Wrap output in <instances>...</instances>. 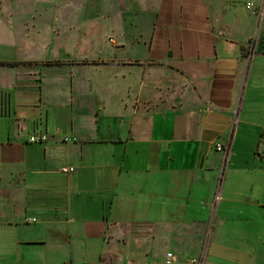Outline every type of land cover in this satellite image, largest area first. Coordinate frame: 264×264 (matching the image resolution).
Listing matches in <instances>:
<instances>
[{"label":"crops","instance_id":"crops-1","mask_svg":"<svg viewBox=\"0 0 264 264\" xmlns=\"http://www.w3.org/2000/svg\"><path fill=\"white\" fill-rule=\"evenodd\" d=\"M127 1L105 0L128 58L146 67L114 81L111 94L47 85L36 114H24L10 74L18 65H0V264H207L211 223L246 218L248 192L239 196L228 180L250 169L228 170V152L212 146L232 142L245 80L264 75V51L253 50L264 15L247 8L264 14V0H140L152 15L149 37L127 30L136 16ZM141 44L147 58L133 54ZM116 95L122 105L113 113L107 99ZM84 96L96 101L91 114L74 107ZM58 101L71 110L64 128ZM160 122L170 136L158 132ZM186 255L194 260L184 263Z\"/></svg>","mask_w":264,"mask_h":264},{"label":"rangeland","instance_id":"rangeland-1","mask_svg":"<svg viewBox=\"0 0 264 264\" xmlns=\"http://www.w3.org/2000/svg\"><path fill=\"white\" fill-rule=\"evenodd\" d=\"M139 3L140 0L125 3L130 7H133L130 4L134 5L136 10V16L130 19L134 25L131 27L127 22L126 27L136 34L144 32L149 37L153 30L152 15L140 11ZM109 10L105 0H0V57L37 63L18 65L12 67L14 71L10 70V74L17 76L18 82L13 87L21 100L17 106L19 112L36 114L39 95H43L47 85H64L73 95L88 86L111 94L114 81L126 80L134 69L138 74L145 70L146 62L128 58L130 51L127 44L118 35L120 20L116 22L114 12ZM157 30V39H161L166 30ZM147 49L148 46L145 49L143 44L138 45L133 54L147 58ZM171 52L167 51V55ZM261 64L264 67V60ZM230 84H225L227 91ZM139 87L140 84L137 89L142 95L144 88ZM117 98L116 95L113 100L111 97L107 99L108 109L113 113H117L122 105V100ZM60 104L61 101H58L53 110H56L57 122L62 123L64 128L69 124L67 121H70L71 110L60 108ZM95 105L92 96H84L74 107L81 115H86L93 111ZM238 111L230 122L232 142H216L212 150L222 146L223 151L228 152L227 163L231 161L228 170L237 167L250 169L248 173L228 180V185L239 189V196L243 191L248 192L243 194L246 195L243 203L248 211L242 214L246 218L211 223L212 228L207 235V239L210 235L208 246L206 244V251L210 249L208 260L211 263L207 264H264V207L257 204L259 201L264 203V159L259 157L264 155V75L259 78L253 76L251 80L248 75ZM181 121L185 127L187 120ZM156 125L159 133L164 132L169 136L172 133L170 126L161 122ZM178 146L176 151L181 155L184 144ZM209 148L210 144L207 146ZM220 159H225V153L219 152L217 160ZM259 191L263 192L262 198L255 195ZM201 225L202 222L198 229H201ZM169 251L175 252L173 249ZM258 251L262 254H258ZM184 258V263L194 260L189 255Z\"/></svg>","mask_w":264,"mask_h":264},{"label":"built area","instance_id":"built-area-1","mask_svg":"<svg viewBox=\"0 0 264 264\" xmlns=\"http://www.w3.org/2000/svg\"><path fill=\"white\" fill-rule=\"evenodd\" d=\"M247 8L248 9H251L252 11H254L256 14H259L260 17H263V8L262 7H256V6H252L250 3H247ZM256 47L253 49L254 50V53L256 52ZM47 140V137L46 136H37V135H33L30 137V141L31 142H37V141H45ZM67 140V139H65ZM218 150H223V147L222 146H219L218 147ZM228 150V149H227ZM63 171L65 172H70V171H73V168L72 167H69V168H63ZM167 257L169 259H171L173 257V254L172 253H168Z\"/></svg>","mask_w":264,"mask_h":264},{"label":"trees","instance_id":"trees-1","mask_svg":"<svg viewBox=\"0 0 264 264\" xmlns=\"http://www.w3.org/2000/svg\"><path fill=\"white\" fill-rule=\"evenodd\" d=\"M35 63L36 62H34V61H20V62H16V61H0V65H2V66L32 65V64H35ZM50 64H52V63H50Z\"/></svg>","mask_w":264,"mask_h":264},{"label":"water","instance_id":"water-1","mask_svg":"<svg viewBox=\"0 0 264 264\" xmlns=\"http://www.w3.org/2000/svg\"><path fill=\"white\" fill-rule=\"evenodd\" d=\"M264 51V36H261L259 38V41L257 43V49L256 52L257 53H262Z\"/></svg>","mask_w":264,"mask_h":264}]
</instances>
